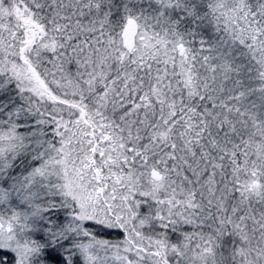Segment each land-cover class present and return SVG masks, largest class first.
<instances>
[{
	"label": "snow or ice",
	"instance_id": "snow-or-ice-1",
	"mask_svg": "<svg viewBox=\"0 0 264 264\" xmlns=\"http://www.w3.org/2000/svg\"><path fill=\"white\" fill-rule=\"evenodd\" d=\"M0 264H264V0H0Z\"/></svg>",
	"mask_w": 264,
	"mask_h": 264
}]
</instances>
